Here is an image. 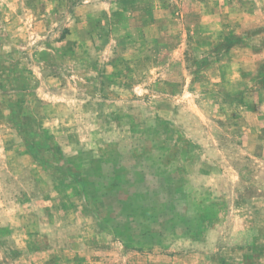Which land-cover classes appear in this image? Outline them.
<instances>
[{
    "label": "rangeland",
    "instance_id": "rangeland-1",
    "mask_svg": "<svg viewBox=\"0 0 264 264\" xmlns=\"http://www.w3.org/2000/svg\"><path fill=\"white\" fill-rule=\"evenodd\" d=\"M0 264H264V0H0Z\"/></svg>",
    "mask_w": 264,
    "mask_h": 264
}]
</instances>
